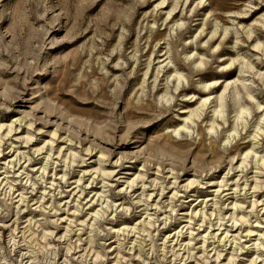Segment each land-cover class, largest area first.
<instances>
[{
	"label": "rangeland",
	"instance_id": "rangeland-1",
	"mask_svg": "<svg viewBox=\"0 0 264 264\" xmlns=\"http://www.w3.org/2000/svg\"><path fill=\"white\" fill-rule=\"evenodd\" d=\"M0 264H264V0H0Z\"/></svg>",
	"mask_w": 264,
	"mask_h": 264
},
{
	"label": "bare ground",
	"instance_id": "bare-ground-1",
	"mask_svg": "<svg viewBox=\"0 0 264 264\" xmlns=\"http://www.w3.org/2000/svg\"><path fill=\"white\" fill-rule=\"evenodd\" d=\"M164 2V1H163ZM202 2V1H201ZM162 3V2H161ZM250 36V35H249ZM251 37V36H250ZM258 49V48H260V46H259V44H257V45H255V49ZM181 78V77H180ZM243 84V83H242ZM206 89V88H205ZM10 132V131H9ZM30 140V139H29ZM133 182V181H132ZM190 186H191V184H190ZM258 187V186H257ZM240 221H244V218H241L240 217V219H239ZM247 220V219H246ZM237 221V220H236ZM236 221L234 222L235 224H234V226L233 227H235L236 225H237V223H236ZM246 222V221H245ZM245 222H243V223H245ZM221 225V224H220ZM222 226V225H221ZM220 228V227H219ZM239 228V227H238ZM252 232V231H251ZM250 232V233H251ZM253 233V232H252ZM261 245V244H260ZM219 257V256H218ZM236 257V256H235Z\"/></svg>",
	"mask_w": 264,
	"mask_h": 264
}]
</instances>
